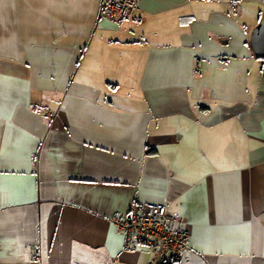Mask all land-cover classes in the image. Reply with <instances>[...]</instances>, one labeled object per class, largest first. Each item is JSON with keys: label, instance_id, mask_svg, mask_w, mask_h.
<instances>
[{"label": "crops", "instance_id": "obj_1", "mask_svg": "<svg viewBox=\"0 0 264 264\" xmlns=\"http://www.w3.org/2000/svg\"><path fill=\"white\" fill-rule=\"evenodd\" d=\"M103 2L0 0V264H148L136 201L182 215L178 264H264V0Z\"/></svg>", "mask_w": 264, "mask_h": 264}, {"label": "built area", "instance_id": "obj_2", "mask_svg": "<svg viewBox=\"0 0 264 264\" xmlns=\"http://www.w3.org/2000/svg\"><path fill=\"white\" fill-rule=\"evenodd\" d=\"M137 6L138 0H104L99 14L121 23ZM183 222L182 215L171 209L167 202L136 201L126 218L117 219L125 235L127 248L146 246L150 249L148 264H171L184 260L190 248V232ZM30 250L35 259H42L40 245H31Z\"/></svg>", "mask_w": 264, "mask_h": 264}, {"label": "water", "instance_id": "obj_3", "mask_svg": "<svg viewBox=\"0 0 264 264\" xmlns=\"http://www.w3.org/2000/svg\"><path fill=\"white\" fill-rule=\"evenodd\" d=\"M250 46L257 58L264 59V13L251 31Z\"/></svg>", "mask_w": 264, "mask_h": 264}, {"label": "trees", "instance_id": "obj_4", "mask_svg": "<svg viewBox=\"0 0 264 264\" xmlns=\"http://www.w3.org/2000/svg\"><path fill=\"white\" fill-rule=\"evenodd\" d=\"M154 151V150H153ZM171 264H178V263H171Z\"/></svg>", "mask_w": 264, "mask_h": 264}]
</instances>
